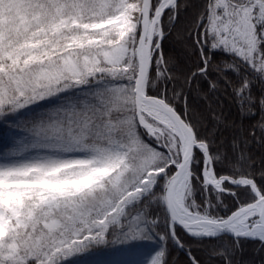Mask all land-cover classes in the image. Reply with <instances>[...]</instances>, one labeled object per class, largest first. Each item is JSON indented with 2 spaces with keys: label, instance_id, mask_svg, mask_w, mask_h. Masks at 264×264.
Masks as SVG:
<instances>
[{
  "label": "snow or ice",
  "instance_id": "6c2138e0",
  "mask_svg": "<svg viewBox=\"0 0 264 264\" xmlns=\"http://www.w3.org/2000/svg\"><path fill=\"white\" fill-rule=\"evenodd\" d=\"M0 128V264H245L264 0H0Z\"/></svg>",
  "mask_w": 264,
  "mask_h": 264
},
{
  "label": "trees",
  "instance_id": "16d2710c",
  "mask_svg": "<svg viewBox=\"0 0 264 264\" xmlns=\"http://www.w3.org/2000/svg\"><path fill=\"white\" fill-rule=\"evenodd\" d=\"M193 3H198L199 0H192ZM192 14V11L190 10L187 13V16L190 17ZM180 28L183 27V25L179 26ZM167 50H172L174 52H178L179 45L174 42H169L166 45ZM190 64V61L188 62ZM195 95V93H194ZM193 103L197 108L203 109V102L194 100ZM6 128H0V155H2L7 149H9L12 145V137L7 134ZM252 152L256 156L257 160H259V157L261 154H264V149H262L259 145H254L252 147ZM202 258L205 260L208 259V257L204 253H200ZM177 259L179 260L180 264H183L185 257H183L182 254L176 253ZM243 261L245 264H264V251H261L258 245H249L243 256Z\"/></svg>",
  "mask_w": 264,
  "mask_h": 264
},
{
  "label": "rangeland",
  "instance_id": "374dc122",
  "mask_svg": "<svg viewBox=\"0 0 264 264\" xmlns=\"http://www.w3.org/2000/svg\"><path fill=\"white\" fill-rule=\"evenodd\" d=\"M12 146H14V145H13V139H12V145H11V147H12ZM11 147H10V148H11Z\"/></svg>",
  "mask_w": 264,
  "mask_h": 264
}]
</instances>
